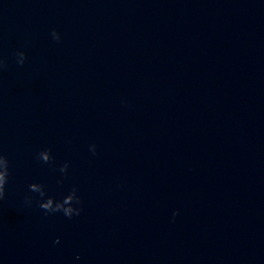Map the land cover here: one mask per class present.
Listing matches in <instances>:
<instances>
[{
	"label": "water",
	"instance_id": "95a60500",
	"mask_svg": "<svg viewBox=\"0 0 264 264\" xmlns=\"http://www.w3.org/2000/svg\"><path fill=\"white\" fill-rule=\"evenodd\" d=\"M8 168L0 264H264V0H0Z\"/></svg>",
	"mask_w": 264,
	"mask_h": 264
},
{
	"label": "clouds",
	"instance_id": "9594fccd",
	"mask_svg": "<svg viewBox=\"0 0 264 264\" xmlns=\"http://www.w3.org/2000/svg\"><path fill=\"white\" fill-rule=\"evenodd\" d=\"M8 173H9V168L5 170V172H0V198H3L4 193H5V185L8 180ZM47 208V205L44 206Z\"/></svg>",
	"mask_w": 264,
	"mask_h": 264
}]
</instances>
